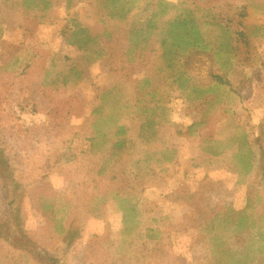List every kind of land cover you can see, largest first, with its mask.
Masks as SVG:
<instances>
[{
    "label": "rangeland",
    "instance_id": "rangeland-1",
    "mask_svg": "<svg viewBox=\"0 0 264 264\" xmlns=\"http://www.w3.org/2000/svg\"><path fill=\"white\" fill-rule=\"evenodd\" d=\"M50 1L52 8L41 17L11 0H0V140L17 184L23 185L16 193L18 223L44 256L42 264H264V0H185L199 7H221L224 17L229 10L246 7L248 37L230 70L222 72L209 51L190 57V83L205 88L214 76H221L234 93V103L222 102L213 109L211 95L189 102L178 93L167 78L158 46L127 61L119 30L110 43L102 42L107 52L101 59L87 61L88 52L68 46L63 33L75 25L101 24L104 17L96 0H72L69 8L66 0ZM202 33L205 42L220 40L217 28L204 27ZM71 66L75 69L70 72ZM45 71V84L55 85L41 87ZM59 74L62 82L56 81ZM144 78L159 86L156 116H163L157 119L155 137L145 144L133 128L127 135L133 149L117 164V155L109 154L110 135L102 151L89 152L86 137L115 129L108 121L94 122L97 112L106 116L117 111L113 95L120 89L118 100H126L130 85ZM96 89L102 90L100 98L105 94L97 109ZM200 120L206 126L196 136L178 134L180 126ZM236 126L248 135L254 151V168L243 186L238 173L244 169L233 162L236 146L218 157L203 150L205 140L227 139ZM165 150L174 152V162H158ZM146 152L154 154L149 162L144 161ZM119 170L126 175L109 181L108 173ZM251 186L252 211L246 202ZM107 189L121 191L125 200L95 206L94 200ZM129 189L132 198L126 200ZM43 204L53 214L43 211ZM130 204L135 212L128 215V225L135 226V232L127 234L123 209ZM2 207L0 202V222ZM239 222L242 231H236ZM145 229L157 232L154 241L138 239ZM65 231L79 235L69 250L62 243ZM0 264L38 263L0 239Z\"/></svg>",
    "mask_w": 264,
    "mask_h": 264
},
{
    "label": "trees",
    "instance_id": "trees-1",
    "mask_svg": "<svg viewBox=\"0 0 264 264\" xmlns=\"http://www.w3.org/2000/svg\"><path fill=\"white\" fill-rule=\"evenodd\" d=\"M11 1L17 3L25 12L36 13L42 15L41 17L45 16L52 8L50 0ZM66 1V7L69 8L72 0ZM96 4L98 12L104 17V19L99 21L101 24L92 27L75 25L69 29L66 28L63 33V40L68 46L74 47L81 52H88L87 61L92 62L101 59L107 52L105 50L106 46L102 42L110 43L114 38V33L119 30L123 34L121 41L125 43L124 56L127 61L155 52V46H158L162 65H164V70L167 72V78L172 80L171 84L176 87L179 94H184L187 101L192 102L204 98L205 95H211L210 109H213L214 106H220L222 102L226 105L234 103L235 98L232 97L234 93L229 89L227 90L230 85L223 77L214 76L210 84H206L205 88H203L189 82L187 68L191 56L204 54L207 51L212 52L213 56L217 57L222 72L226 73L233 67L232 60L237 52L240 51V46L245 47L248 37L244 22L247 15L246 7H242L240 10L234 9L235 12L229 10L226 17H224L221 13V7H199L189 4L185 0H96ZM134 11H137V13L133 14L132 12ZM140 13L143 15L142 17L138 16ZM108 23L113 25L109 26ZM204 27L219 29L220 40L215 43L205 42L202 33ZM115 37L119 38V36ZM243 54L247 56V52ZM66 61L65 58H62V62ZM74 69L75 66H71L70 72ZM79 74L75 72V77L80 76L82 78V75ZM43 75L45 76L41 87L47 88L55 85V83L45 84L48 81V72L45 71ZM62 78L63 75L59 74L56 77V81L62 82ZM64 78L66 80L67 76L65 75ZM156 87L159 86L154 85V80L150 78L141 79L130 85L131 92L126 100L123 101L118 100L120 97L119 91H121L119 89L113 95L117 107L119 106L117 111L106 116L99 114L98 111L94 120L96 123L103 120L108 121L109 124H115V129L112 132L96 131L94 136L86 137L85 141L88 143V151H102L110 135L112 139H109V154L111 156L117 155V157H114V161L117 164L124 162L121 156L125 151L133 149L132 145L134 142L127 137L128 132L133 128H136L137 138L142 139L143 143L146 144L150 139H153L157 133V119H162L163 116L162 113L159 117L156 116L158 104L161 103V100L157 99L158 92ZM43 88L41 89V94L45 95L46 90ZM95 91L98 93L95 96V101L98 100V104H93L95 109H97L99 104H102L105 94L100 98L99 94L102 93V90L98 91L96 89ZM162 96L164 97L166 94L163 93ZM163 97H161L162 100ZM163 102L166 105L168 104L167 101L163 100ZM205 126L204 120L182 125L180 126L182 131L178 134L184 137H194ZM211 143H214V145L210 146ZM204 146L203 150L214 157L220 156L226 148L236 146L237 153L233 155V162L244 169L241 173L242 175L238 173V184L243 186L249 182L247 177L254 168L253 144L249 141L248 135L244 134L239 127L236 126L234 128V132L229 138L212 142L205 140ZM160 153L161 159L158 160L159 163L174 162L175 154L173 151L165 150ZM153 158L154 154L144 153V161L149 162ZM234 171L236 170L234 169ZM15 173V169L11 165L5 150H3V142L0 140V178L2 180L0 202L4 203V207H2L3 220L0 222V239L11 242L13 247L25 252L36 263L42 264L44 256L37 249L32 238L29 239V235L24 231L23 226L18 223L20 207L18 206L19 196L16 193L23 188V185L19 186L17 184ZM125 175V172L119 170L108 173L107 178L109 181H116L118 177ZM121 181L124 182L123 179ZM128 181L129 178L126 182ZM251 188L253 187H249L250 192L246 195L247 208L250 211L253 210L249 206L252 202L250 198L252 196ZM122 189L123 186H120V190ZM132 192L133 189H129L128 192L124 193L126 200L132 198L130 194ZM120 194H122L121 191L114 192L107 189L100 197L94 200V205L97 206L103 202L105 204L109 200L124 201V197L120 196ZM43 206V211L53 214L50 206L45 204ZM133 206L130 204L123 209L124 219L122 226L123 232H127V234L135 232V226L128 225L130 224L128 215L130 212L132 214L135 212ZM261 217L260 219L264 220V214ZM244 229L242 222L236 225V231ZM156 233V231L145 229L142 235L138 234L137 236L141 240L154 241ZM78 238L77 232L65 231L62 234V243L65 246V250L72 249Z\"/></svg>",
    "mask_w": 264,
    "mask_h": 264
}]
</instances>
